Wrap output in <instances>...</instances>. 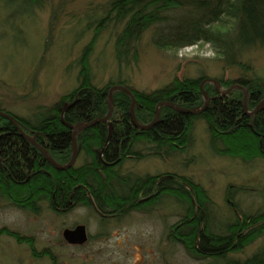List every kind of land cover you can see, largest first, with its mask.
<instances>
[{
    "label": "trees",
    "instance_id": "trees-1",
    "mask_svg": "<svg viewBox=\"0 0 264 264\" xmlns=\"http://www.w3.org/2000/svg\"><path fill=\"white\" fill-rule=\"evenodd\" d=\"M9 1L20 2L26 9L43 4V0ZM93 28L94 38L105 29L114 32V57L119 68L137 63L138 42L146 31L151 45L159 51L206 43L224 68L241 72L235 82L246 90L248 112L264 98V79L252 76L251 64L242 60L248 50L264 46V0H107ZM91 49L92 44H86L77 59V86L51 105L37 107L28 117L0 108L18 119L23 133L0 115V196L18 206L25 204L30 211L42 197L53 209L75 205L91 209L93 204L102 213H115V218L169 198L181 211L172 237L191 258L203 264H264L263 247L243 259L232 257L264 234V208L240 212L227 195L233 219L217 228L212 221V201L189 177L171 172L156 176L123 173L119 167L129 155L131 160H142L184 151L193 143L195 119L205 122L213 151L222 141L220 153L243 159L264 157V105L246 114L243 91L232 89L218 95L210 85L206 87L208 103L198 113L159 105L170 102L180 109L200 107L203 76L175 77L150 91L134 90L119 78L96 87L88 63ZM112 84L124 85L132 92L139 125L150 124L155 112L156 122L147 129L136 127L129 113L130 96L115 90L108 120L76 131L78 152L75 163L67 169L53 167L24 136L34 137L55 163L66 165L72 156L70 126L104 118ZM64 105L67 107L62 112ZM78 158L82 159L80 164H76ZM140 195L148 199L136 203Z\"/></svg>",
    "mask_w": 264,
    "mask_h": 264
},
{
    "label": "rangeland",
    "instance_id": "rangeland-1",
    "mask_svg": "<svg viewBox=\"0 0 264 264\" xmlns=\"http://www.w3.org/2000/svg\"><path fill=\"white\" fill-rule=\"evenodd\" d=\"M106 2L43 0L40 8L26 9L20 2L0 0V108L28 117L37 107L51 105L72 91L78 83L77 59L86 44H92L88 63L96 87L119 78L125 79L134 90L150 91L175 77L203 76L197 110L208 103L207 86L215 88L218 95H225L230 85L237 84L239 69L224 68L208 44L199 42L177 50L159 51L151 45L149 31L138 42L137 63L119 68L114 57V32L105 29L93 37V25ZM242 60L251 64L252 76L264 79V46L248 50ZM219 80L227 86H221ZM232 89L242 92L240 88ZM244 103L247 110L246 99ZM106 104L108 114V92ZM112 109L113 101L110 115ZM191 135L193 143L184 151L164 158L127 161L122 172L155 175L171 172L189 177L203 187L212 201V221L217 228L233 219L227 195L240 212L263 209L264 157L252 155L243 159L220 153L222 141L213 151L201 119L194 120ZM81 162L78 158L76 164ZM42 198L31 205L30 211L25 204L14 206L0 197V264L204 263L187 255L181 243L172 237L181 211L169 198L107 221H101L85 205L56 213ZM78 223L85 224L88 240L81 245L66 244L62 230ZM262 247L264 234L232 257L243 259Z\"/></svg>",
    "mask_w": 264,
    "mask_h": 264
},
{
    "label": "water",
    "instance_id": "water-1",
    "mask_svg": "<svg viewBox=\"0 0 264 264\" xmlns=\"http://www.w3.org/2000/svg\"><path fill=\"white\" fill-rule=\"evenodd\" d=\"M240 88L242 89L243 91V99H242V108H243V111L246 113V114H252V113H255L256 111H258L263 105H264V98H262L258 104L255 106V108L248 112L246 110V106H245V99H246V90L238 85V84H232L228 87L227 89V92L230 91L231 88ZM117 89H120L122 91H124L125 93H127L130 98H131V104H130V109H129V113H130V118H131V121L132 123L140 128V129H147L149 127H151L157 120V117H158V114L157 112H155V116H154V119L153 121L148 124V125H139L134 117V113H133V105H134V97L132 95V92L127 89L126 87L122 86V85H112L110 86L109 88V91H108V105H109V112L108 114L104 117V118H101V119H95L93 121H90V122H86V123H76L75 125H69L70 128H71V145H72V156H71V159L70 161L66 164V165H58L57 163H55L53 161V159L48 155L47 151L45 149H43L39 144H37L34 140V137H29L28 135H24L26 138L29 139V141L35 145L39 151L42 153L43 157L53 166L55 167L56 169H67L69 168L70 166L73 165L74 161H75V158H76V154H77V151H76V139H75V134H76V131L78 130H81V129H84L85 127H88L92 124H94L95 122H103V121H106L108 120L109 116H110V112H111V107H112V100H111V92L113 90H117ZM208 101V99L206 98V102ZM170 105L171 107H173L174 109L178 110V111H181L183 113H192V114H195V113H198L200 112L202 109L205 108L206 104L203 105L202 108L200 109H197V110H193V109H180V108H177L175 106H172V104L170 102H160L159 105ZM158 105V106H159ZM67 105H64L62 107V112L66 109ZM0 115L4 116L5 118L9 119L14 125L15 127L21 132V128L18 124V119L16 117H14L12 114L8 113V112H5V111H1L0 110ZM22 133V132H21ZM23 134V133H22ZM63 238L70 244H83L86 239H87V236H86V232H85V228L83 225H77L75 226L74 228L72 229H64L63 230Z\"/></svg>",
    "mask_w": 264,
    "mask_h": 264
},
{
    "label": "flooded vegetation",
    "instance_id": "flooded-vegetation-1",
    "mask_svg": "<svg viewBox=\"0 0 264 264\" xmlns=\"http://www.w3.org/2000/svg\"><path fill=\"white\" fill-rule=\"evenodd\" d=\"M246 97H247V94H246ZM38 144V143H37ZM131 157H133V156H131V155H129V156H127L126 158H125V162L124 163H122V164H120L119 165V167H120V172H122V167L124 166V164L127 162V161H131V162H133L134 160H131ZM135 161H138V160H135ZM118 162V161H117ZM116 163V162H115ZM145 174H147V173H145ZM149 174V173H148ZM162 174V173H161ZM150 175H154V176H156L155 174H150ZM157 175H160V174H157ZM0 197H2V196H0ZM148 198L147 197H144V196H142V195H140V196H138V198H137V202L136 203H143V201H145V200H147ZM9 201V200H8ZM9 203L10 204H12V205H14V206H17L15 203H13V202H11V201H9ZM46 204H47V207H51L49 204H48V202L46 201L45 202ZM72 205H74V204H72ZM141 205H143V204H141ZM72 207H74V206H72ZM92 208H91V210L96 214V215H98V217H100V219H105V220H102V221H107V220H112L113 218H115L116 217V214L115 213H102V212H100V211H98L94 206H93V204H92V206H91ZM52 211H55L56 213H64L65 211H68V210H70L71 208H68V207H64V208H58V207H56V208H50ZM77 225H83L84 226V228H85V232H86V236H87V239H86V241L88 240V238H89V235H88V233H87V230H86V226H85V224H75V225H73V226H71V227H69V228H65V229H72V228H74L75 226H77ZM64 230V229H63ZM63 230H62V232H61V234L63 233ZM11 232H13L14 233V231H12V230H10ZM10 232V233H11ZM13 233H11V234H13ZM4 234V233H3ZM62 238H63V235H62ZM14 239L16 240V238L14 237ZM64 239V238H63ZM64 241L66 242V244H68V245H81V244H70V243H68L65 239H64Z\"/></svg>",
    "mask_w": 264,
    "mask_h": 264
}]
</instances>
